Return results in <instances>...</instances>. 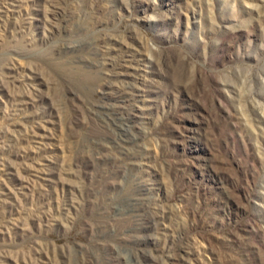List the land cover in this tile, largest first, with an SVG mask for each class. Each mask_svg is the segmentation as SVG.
Segmentation results:
<instances>
[{
	"label": "rangeland",
	"instance_id": "obj_1",
	"mask_svg": "<svg viewBox=\"0 0 264 264\" xmlns=\"http://www.w3.org/2000/svg\"><path fill=\"white\" fill-rule=\"evenodd\" d=\"M0 264H264V0H0Z\"/></svg>",
	"mask_w": 264,
	"mask_h": 264
}]
</instances>
